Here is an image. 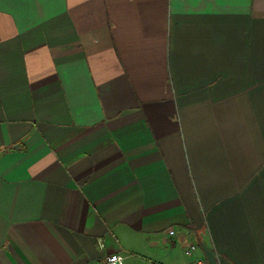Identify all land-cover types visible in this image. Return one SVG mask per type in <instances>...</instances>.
<instances>
[{
    "label": "crops",
    "instance_id": "1",
    "mask_svg": "<svg viewBox=\"0 0 264 264\" xmlns=\"http://www.w3.org/2000/svg\"><path fill=\"white\" fill-rule=\"evenodd\" d=\"M190 244L264 264V0H0V264Z\"/></svg>",
    "mask_w": 264,
    "mask_h": 264
},
{
    "label": "built area",
    "instance_id": "2",
    "mask_svg": "<svg viewBox=\"0 0 264 264\" xmlns=\"http://www.w3.org/2000/svg\"><path fill=\"white\" fill-rule=\"evenodd\" d=\"M168 235H173L174 231L172 229L168 230ZM101 245V244H100ZM198 247L195 244H190L185 250L186 255L192 254ZM103 264H123V256L119 253L108 254L105 256ZM185 264H209L205 259H193L189 260Z\"/></svg>",
    "mask_w": 264,
    "mask_h": 264
},
{
    "label": "rangeland",
    "instance_id": "3",
    "mask_svg": "<svg viewBox=\"0 0 264 264\" xmlns=\"http://www.w3.org/2000/svg\"><path fill=\"white\" fill-rule=\"evenodd\" d=\"M196 251V250H195ZM194 255H195V257L194 258H190V260H193V259H195V258H200V256H202V251H201V249L199 248V249H197V251L194 253ZM197 256V257H196Z\"/></svg>",
    "mask_w": 264,
    "mask_h": 264
}]
</instances>
